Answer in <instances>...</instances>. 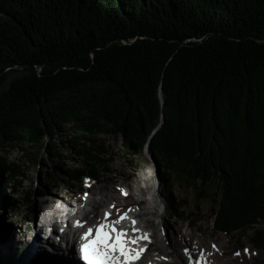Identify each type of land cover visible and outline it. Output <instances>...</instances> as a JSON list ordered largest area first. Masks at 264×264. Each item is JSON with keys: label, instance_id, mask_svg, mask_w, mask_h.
Listing matches in <instances>:
<instances>
[{"label": "trees", "instance_id": "trees-1", "mask_svg": "<svg viewBox=\"0 0 264 264\" xmlns=\"http://www.w3.org/2000/svg\"><path fill=\"white\" fill-rule=\"evenodd\" d=\"M100 134L155 159L171 214L179 179L215 186L216 231L264 221V0H0V149L84 157L82 184L111 161Z\"/></svg>", "mask_w": 264, "mask_h": 264}, {"label": "rangeland", "instance_id": "rangeland-1", "mask_svg": "<svg viewBox=\"0 0 264 264\" xmlns=\"http://www.w3.org/2000/svg\"><path fill=\"white\" fill-rule=\"evenodd\" d=\"M67 136V133L62 132L57 133L56 138L62 141ZM97 138L108 153L106 161H111L105 168L106 174L93 183L84 180L80 184L69 176L71 170H90V165H87V160L84 157L72 154L70 159H59L44 151L37 153L35 149L16 145H11L5 150L0 149L1 166L8 167L9 170L22 167L28 176V179L22 178L20 184H14L11 175L1 176L0 174V227L2 225L10 226L12 234L15 235L12 238H14V241L17 240V242H14L13 248L10 247V243V248H5V246H1L2 233L0 234V247H2L0 256L5 258L2 261L5 262L8 259L13 261V259L18 258L16 250L20 247L24 250L30 239L36 234V224H38L36 217L40 216L37 205L42 199L52 198L48 195V192L57 193L68 198L73 197V200L76 201L74 205H76L79 213L68 219H79L89 212L87 216L83 217L88 222L95 216L101 219L102 212L113 202V200H110L107 205L92 212L89 206H83L81 201L84 199L99 200V195L95 194L97 188H108L107 194L116 199L121 197L127 188L137 190V188L141 189L143 187V190H145L144 187H148L147 191L145 190L142 194L143 198L147 199L150 204L144 206L146 214L141 215L139 221L151 231L152 239H150V242L153 241L156 248H158L151 254V259L159 264H189L190 262H196L197 259L200 262L207 260V256L203 257L204 251L212 250L214 254H217L219 249L222 248L225 251V257L230 260L229 264H264V249L254 245L251 240L254 233L253 229L264 231V221L259 224H252L251 229L234 231L231 235L216 231L212 224L215 218L211 213V209L213 211L215 209L210 201V194L214 191L217 193L215 186L210 185L204 193L203 189H198L193 184L179 179H175L172 184V196L184 204L185 207H183L180 214L173 215L165 209L160 194L157 178L161 170L155 159L145 149L138 156H135L137 158L131 159L125 156L122 151V141L119 137L100 134ZM61 155L64 156V153H61ZM36 158H38L37 164L32 165V161ZM135 159L140 160L138 166L135 165ZM89 184L93 187V195L85 193ZM40 191L45 192V195H36ZM28 194H31L32 211L29 210L27 204ZM218 194H215V196H218ZM77 200L81 201L77 202ZM96 205L94 204V206ZM154 206H157L158 210L154 211ZM53 230V232H56L58 230L57 226L54 225ZM11 240L13 242V239H10L9 242ZM169 241L178 243L177 251L182 253L183 260L176 256H166L165 250H167L168 246L166 245ZM190 248L195 249L194 253L200 255V258L197 256L195 260L194 258L190 260L184 251L185 249L190 250ZM220 261L223 262L222 259Z\"/></svg>", "mask_w": 264, "mask_h": 264}, {"label": "bare ground", "instance_id": "bare-ground-1", "mask_svg": "<svg viewBox=\"0 0 264 264\" xmlns=\"http://www.w3.org/2000/svg\"><path fill=\"white\" fill-rule=\"evenodd\" d=\"M128 189V192L126 194H123L121 197H118L116 199H114L111 195L107 194V190L105 187H99L97 188L96 191V195H99V200H95L93 198H87L84 199L83 201L81 200H77L82 202V205L85 207L89 206L92 211H96L97 209L104 207L105 205L108 204V201H112L111 205L105 209L102 212L101 218H103L105 212H110L111 210V206L113 205L114 207H116L117 209H120L122 214H126L128 216H131V219H129V223L131 224L132 220L136 221L135 226L139 228L140 231H142V233H144L143 230H148L144 225H142L139 221L140 216L145 213L144 210V206H146L147 204H150L147 202V199L143 198V194L145 192V190L147 191L148 187H144L145 190H143V187H141V189L134 190L133 188ZM92 189L88 190L89 194H92ZM143 190V191H142ZM48 195L52 198H46V199H42L41 201L38 202L37 205V210H38V214L40 215L39 217H36V220H38V224H36V234L33 236V238L31 239V242L26 245V247L24 248V250H22V248L20 247V249L16 250L17 256L18 258L16 259H11V261L5 260L7 262V264H79L78 263V257L76 255L75 252V247L78 245V239H79V232L80 230H73V223L70 222V220L68 218H72V216H75L76 214H78L79 212L77 211V207L76 205H74L76 203V201L73 200V197L68 198L65 197L63 195H58L57 193H53V192H48ZM93 195V194H92ZM136 196V197H135ZM138 197V198H137ZM127 200L129 201L127 203ZM94 204H97L96 206H94ZM65 207L66 208V215H62V213L64 212L61 208ZM140 207L138 210L137 208ZM143 208V209H142ZM136 210V211H135ZM154 211L158 210L157 206H154ZM88 212V210H87ZM86 212V213H87ZM89 213V212H88ZM87 213V214H88ZM151 213H153L151 211ZM87 214L85 216H87ZM148 214V212H147ZM150 214V213H149ZM98 219L97 216L94 217V220ZM77 220V219H76ZM81 220H77V221H82ZM61 223L66 224L67 228H69L70 231H73V239L72 241H70L66 236L62 237V243L64 244L63 246L66 245L68 251L67 253L61 257V258H56V260H47L46 257L44 256V252L41 251V248L39 247V243L42 242L43 240V235H44V231H46L47 229H51L53 231V226L57 225ZM132 226V224H131ZM57 228H59L57 226ZM143 230H142V229ZM11 227L10 226H4L2 225L0 227V234L2 233V241H1V246H5V248H13V244L14 242V238L11 231ZM15 230V229H14ZM13 230V231H14ZM14 233V232H13ZM57 233V231L55 232V234ZM141 233V234H142ZM5 237V239H4ZM15 237V235H14ZM10 239H13L9 242ZM10 243V245H9ZM19 243V242H18ZM48 243H50V241H48ZM201 243V242H200ZM203 244V243H202ZM20 245V244H19ZM10 246V247H9ZM167 250H165V254L166 256H170V257H174L176 256L177 258H179L180 260L182 259V253H180L179 251H177V247H178V243L175 241H169L167 242ZM154 247V251L158 250V248H156V245L153 244ZM196 247V246H195ZM198 247V246H197ZM4 248V249H5ZM0 249L2 250V247H0ZM0 250V251H1ZM6 250V249H5ZM207 250V249H206ZM194 251H196L195 249H191L188 250L187 252V256L189 257L190 260H195V257L198 256V258H200V255H198L197 253H194ZM205 254L204 256H207L208 259L205 261H199V259H197L199 262V264H229V261L227 259V257H225V251L219 249V251L217 252V254H214L212 252V250H207L204 251ZM1 253V252H0ZM4 255V254H3ZM9 255V254H8ZM151 256V254H149ZM12 258V257H10ZM2 259L4 260L5 258L2 257ZM18 259V260H17ZM223 260L220 261V260ZM17 260V261H16ZM234 261V260H233ZM149 262H152L149 261ZM184 264V263H182ZM197 264V263H194Z\"/></svg>", "mask_w": 264, "mask_h": 264}, {"label": "snow or ice", "instance_id": "snow-or-ice-1", "mask_svg": "<svg viewBox=\"0 0 264 264\" xmlns=\"http://www.w3.org/2000/svg\"><path fill=\"white\" fill-rule=\"evenodd\" d=\"M105 218L109 213L105 212ZM126 216H119L112 225L97 224L95 229L88 228L81 235V241L86 243L79 245V258L84 264H134L144 251L143 247H134L140 240L149 241L148 233H140L135 227L136 221L132 220L131 232L128 235L127 228L116 227ZM74 227H83L81 221H74ZM63 231V230H62ZM94 231V236L92 235ZM187 253V249L184 250ZM247 252V250L245 249ZM199 264V262H197Z\"/></svg>", "mask_w": 264, "mask_h": 264}]
</instances>
